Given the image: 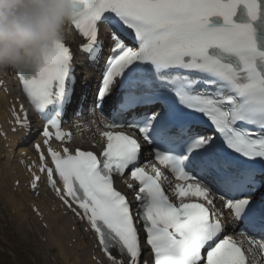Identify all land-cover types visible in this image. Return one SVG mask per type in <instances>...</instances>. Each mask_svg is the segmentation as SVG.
<instances>
[{
	"label": "snow or ice",
	"instance_id": "obj_1",
	"mask_svg": "<svg viewBox=\"0 0 264 264\" xmlns=\"http://www.w3.org/2000/svg\"><path fill=\"white\" fill-rule=\"evenodd\" d=\"M87 4L71 24L90 59L108 49L96 107L115 96L113 118L127 119L104 125L99 155L54 150L50 127L58 141L71 137L59 117L75 80L73 53L60 42L37 71H21L36 110L52 109L43 143L53 166L34 146L47 185L87 222L111 264H264V0ZM145 157L177 183L152 159L142 166ZM40 180L33 172L32 189ZM117 180L134 193L135 211ZM225 210L242 239L229 234Z\"/></svg>",
	"mask_w": 264,
	"mask_h": 264
},
{
	"label": "clouds",
	"instance_id": "obj_2",
	"mask_svg": "<svg viewBox=\"0 0 264 264\" xmlns=\"http://www.w3.org/2000/svg\"><path fill=\"white\" fill-rule=\"evenodd\" d=\"M80 7L81 0H0V70L37 71Z\"/></svg>",
	"mask_w": 264,
	"mask_h": 264
},
{
	"label": "bare ground",
	"instance_id": "obj_3",
	"mask_svg": "<svg viewBox=\"0 0 264 264\" xmlns=\"http://www.w3.org/2000/svg\"><path fill=\"white\" fill-rule=\"evenodd\" d=\"M67 229V226H65V230ZM88 252V250H83V255L82 257H80L78 260V264H91L90 262H88L86 260V253ZM76 259V258H75Z\"/></svg>",
	"mask_w": 264,
	"mask_h": 264
}]
</instances>
